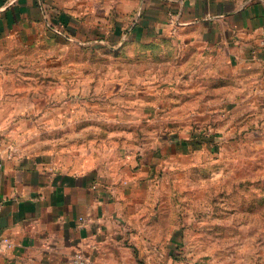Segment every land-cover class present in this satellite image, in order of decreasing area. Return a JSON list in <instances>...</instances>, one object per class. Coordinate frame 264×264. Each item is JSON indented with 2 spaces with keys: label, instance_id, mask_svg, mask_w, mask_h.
Returning a JSON list of instances; mask_svg holds the SVG:
<instances>
[{
  "label": "rangeland",
  "instance_id": "374dc122",
  "mask_svg": "<svg viewBox=\"0 0 264 264\" xmlns=\"http://www.w3.org/2000/svg\"><path fill=\"white\" fill-rule=\"evenodd\" d=\"M51 1L52 22L72 39L1 44L0 79L23 92L24 114L6 119L21 129L14 136L41 150L98 141L117 156L118 145L130 168L154 158L153 198L145 219L133 221L129 264H264V95H237L234 83L209 103L200 79L203 95L193 101L198 80L180 68L176 49L116 46L118 23L128 31L139 8Z\"/></svg>",
  "mask_w": 264,
  "mask_h": 264
},
{
  "label": "crops",
  "instance_id": "0c3cea01",
  "mask_svg": "<svg viewBox=\"0 0 264 264\" xmlns=\"http://www.w3.org/2000/svg\"><path fill=\"white\" fill-rule=\"evenodd\" d=\"M113 1L119 11L128 7L125 13L139 8L128 31L118 23V49L126 40L134 50L142 42L167 54L176 49L180 68L191 67L193 83L198 80L193 101L203 95L200 79L209 86L204 94L209 103L216 102L220 86L234 83L242 86L237 95L249 92L254 101L264 95V0ZM50 3L0 0V53L2 43L9 47L15 39H72L52 22ZM7 79H0V264H72L79 249L94 264L135 262L138 227L133 221L145 219L144 209L153 198L154 158L136 160L130 168L118 145L117 156L106 151L113 145L98 141L79 140L58 149L26 146L14 136L21 129L6 120L24 114L18 104L23 92L7 90ZM80 113L102 116L101 109Z\"/></svg>",
  "mask_w": 264,
  "mask_h": 264
},
{
  "label": "built area",
  "instance_id": "2783aa9c",
  "mask_svg": "<svg viewBox=\"0 0 264 264\" xmlns=\"http://www.w3.org/2000/svg\"><path fill=\"white\" fill-rule=\"evenodd\" d=\"M94 263L95 262L93 257L90 254L85 253V251L82 249L77 250L72 256V264H94Z\"/></svg>",
  "mask_w": 264,
  "mask_h": 264
},
{
  "label": "trees",
  "instance_id": "16d2710c",
  "mask_svg": "<svg viewBox=\"0 0 264 264\" xmlns=\"http://www.w3.org/2000/svg\"><path fill=\"white\" fill-rule=\"evenodd\" d=\"M192 142H194V143H200V141H195L194 139L192 140Z\"/></svg>",
  "mask_w": 264,
  "mask_h": 264
}]
</instances>
